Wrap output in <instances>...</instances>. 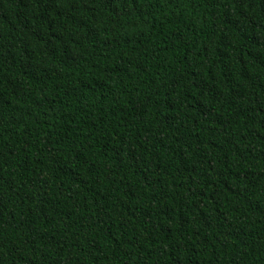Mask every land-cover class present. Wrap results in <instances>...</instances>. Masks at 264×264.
<instances>
[{"label": "trees", "instance_id": "obj_1", "mask_svg": "<svg viewBox=\"0 0 264 264\" xmlns=\"http://www.w3.org/2000/svg\"><path fill=\"white\" fill-rule=\"evenodd\" d=\"M0 264H264V0H0Z\"/></svg>", "mask_w": 264, "mask_h": 264}]
</instances>
